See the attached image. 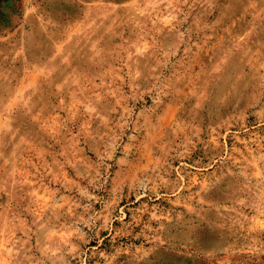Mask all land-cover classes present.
<instances>
[{
  "label": "rangeland",
  "instance_id": "obj_1",
  "mask_svg": "<svg viewBox=\"0 0 264 264\" xmlns=\"http://www.w3.org/2000/svg\"><path fill=\"white\" fill-rule=\"evenodd\" d=\"M0 264H264V0H0Z\"/></svg>",
  "mask_w": 264,
  "mask_h": 264
}]
</instances>
